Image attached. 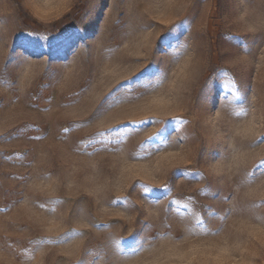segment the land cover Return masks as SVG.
I'll list each match as a JSON object with an SVG mask.
<instances>
[{"label":"rangeland","instance_id":"374dc122","mask_svg":"<svg viewBox=\"0 0 264 264\" xmlns=\"http://www.w3.org/2000/svg\"><path fill=\"white\" fill-rule=\"evenodd\" d=\"M182 19L174 57L157 40ZM0 20V68L9 45L20 57L0 73V134L24 128L0 141L3 183L16 192L0 199V264H76L85 249L86 264H264V221L251 219L264 217V204L251 207L264 201V176L245 179L264 158V142L252 146L264 134V0H0ZM33 28L82 39L37 56L19 46ZM154 51L166 73L155 90L120 89L90 120ZM173 118L168 142L144 158L141 142L161 126L146 122ZM206 206L228 214L221 223ZM141 221L146 237L164 238L121 256L114 242ZM199 221L221 230L205 234ZM69 229L81 235L54 242Z\"/></svg>","mask_w":264,"mask_h":264},{"label":"snow or ice","instance_id":"6c2138e0","mask_svg":"<svg viewBox=\"0 0 264 264\" xmlns=\"http://www.w3.org/2000/svg\"><path fill=\"white\" fill-rule=\"evenodd\" d=\"M92 3H95V0H91ZM0 23L6 24V20H0ZM185 19L178 21L177 23L173 24L169 27L157 40V48L160 50H168L171 51L174 57H178L179 50V40L180 36L182 35L183 31H185ZM18 33H13V38ZM23 36V39L20 42L21 50L29 49L32 53L39 55H46L52 57L53 59L60 56L62 52L66 49L70 48L77 39H82L80 36L79 30H75L70 33H55L52 29H39L33 28L28 31H24L19 33ZM20 57L16 56L12 45H9V53L6 57V61L2 68H0V73H8L10 71V65L15 64ZM18 66V64H17ZM49 68L51 64L48 65ZM54 77V73L52 74ZM166 78V73H161L159 69V60L155 56L154 51V59L153 61L141 69L138 73L134 74L133 76L129 77L126 81L121 83L116 89L109 92L104 98L99 102L96 110L92 113L91 119H96L99 115L103 113L110 107L112 104L118 103L121 101V97L118 95L120 89H125L127 93L136 92L137 95L134 97L135 99H140L148 91H154L155 87L159 85V83ZM238 92H241L242 98V88L238 86ZM76 95H79L77 93ZM35 99V97H33ZM4 104L2 99H0V108H3ZM151 123H160V128L152 133L146 141L141 142L140 149L145 152L146 158L148 155H151V152L148 151V146H152L153 151H159L161 146L165 145L169 137L174 131V125L176 123L175 118L170 121H155L149 120L146 122L147 124ZM171 125V127H170ZM24 128H17L14 129L12 132L7 134H0V141H6L8 139H14L17 135L22 132ZM264 142V134L256 137L253 141L252 146H255L257 143ZM94 143V138H89V145ZM27 156V152L24 153ZM0 158L7 159L3 153H0ZM135 158V157H134ZM180 175H187L184 170H177ZM259 176H264V158L257 160L253 165L252 168L245 173V179L248 183H254L255 180ZM4 174L0 173V199L8 200L14 202L13 198L16 196V192L14 189L8 188L3 183ZM136 187L141 188V196L144 199L154 198L152 197V193L155 190L149 189L146 186L142 185H133V190ZM210 190V189H209ZM203 191V190H202ZM228 197H223L224 200H227ZM58 202V201H57ZM123 202V201H122ZM111 203L115 204L116 201H112ZM264 204V201L254 202L251 207L252 208H259ZM207 207V214L209 218H218L221 223L223 222L225 216L228 214V210L224 211V215H218L217 211L211 206ZM248 209H241V212H247ZM251 219L254 222H262L264 221V217L257 216L253 214ZM96 227H107L106 225H96ZM148 226L141 221L140 225L137 230H134L132 234L128 237H122L119 240H116L115 246L123 257H135L139 256L142 252L148 251L151 247L152 241L154 239H163L164 234L156 233L153 237H146L144 235L145 229ZM197 227L202 229L205 234L216 235L221 229L217 228L215 230L207 228L206 224L203 221H199L197 223ZM81 235V233L76 232L73 229H69L63 232L54 242L58 244L67 243L68 241L74 239L76 236ZM47 241H31L30 243L34 245H39L40 243H46ZM147 245V247H146ZM87 249L85 252L77 259L76 264H86V255Z\"/></svg>","mask_w":264,"mask_h":264}]
</instances>
